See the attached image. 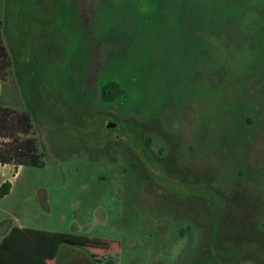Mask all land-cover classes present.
Here are the masks:
<instances>
[{
	"label": "rangeland",
	"instance_id": "1",
	"mask_svg": "<svg viewBox=\"0 0 264 264\" xmlns=\"http://www.w3.org/2000/svg\"><path fill=\"white\" fill-rule=\"evenodd\" d=\"M0 27V144L44 153L0 163V245L27 227L92 239L36 236L52 264H264V0H0Z\"/></svg>",
	"mask_w": 264,
	"mask_h": 264
},
{
	"label": "trees",
	"instance_id": "2",
	"mask_svg": "<svg viewBox=\"0 0 264 264\" xmlns=\"http://www.w3.org/2000/svg\"><path fill=\"white\" fill-rule=\"evenodd\" d=\"M12 65L11 55L8 46L5 43L4 30L0 27V81H3L8 75V69ZM126 92L123 84L118 80H110L101 86V93L105 100H115ZM11 108L0 105V127L8 128ZM31 118L25 114L20 116L19 122L26 124ZM10 123V124H9ZM9 125V126H8ZM19 125V123H18ZM43 152L40 151L35 138L29 137L20 145L11 143L7 147L0 144V159L4 162L32 163L43 165ZM25 157V158H24ZM13 182L5 181L0 185V196H5L12 191ZM52 236L49 238L55 242H79L90 243L92 239L84 234L73 232H50L41 229H30L27 227H16L6 234L0 245V264H52L49 258L50 249L35 237ZM40 237V239L42 238ZM44 240V239H43Z\"/></svg>",
	"mask_w": 264,
	"mask_h": 264
},
{
	"label": "crops",
	"instance_id": "3",
	"mask_svg": "<svg viewBox=\"0 0 264 264\" xmlns=\"http://www.w3.org/2000/svg\"><path fill=\"white\" fill-rule=\"evenodd\" d=\"M3 4V3H2ZM19 40V39H18ZM13 41V40H12ZM18 42L19 41H17L16 40V42L14 41V43H15V46H17L18 47V51L16 52V55H20V53H22V49H23V45L21 44V46H20V43L18 44ZM40 44V43H39ZM39 46V52H47L48 51V49H47V47L46 46H48V45H46L45 47H43L42 46V43L40 44V45H38ZM57 53V55H59L58 57H59V60H60V58H61V51L60 50H58V52H56ZM29 57V59H30V56H28ZM40 59V58H39ZM32 65H33V59L31 58L30 60H28L27 61V63L24 65V66H22V67H32ZM2 83H4L3 81H0V84H2ZM0 163H3L5 166H7V165H11L12 163L11 162H7V163H4L1 159H0ZM11 230H10V228H7L6 230H4L3 232H2V237L4 238V236L6 235V234H8L9 232H10Z\"/></svg>",
	"mask_w": 264,
	"mask_h": 264
},
{
	"label": "flooded vegetation",
	"instance_id": "4",
	"mask_svg": "<svg viewBox=\"0 0 264 264\" xmlns=\"http://www.w3.org/2000/svg\"><path fill=\"white\" fill-rule=\"evenodd\" d=\"M165 151H166V149L165 148H162V152H165ZM175 151L178 152V153H180V148H178V150H175ZM162 158H163V156H162ZM164 163L165 162H162L160 164H162L164 166ZM173 166H174L173 169H171L170 171L167 170L170 174L173 175V177L171 176V177H169V179H173V180H176L178 182L179 181L180 182H187V183H190L191 181L194 182V177L192 176L190 170L187 169V171L185 173L184 172L177 173V170L179 169V165H173ZM177 174L179 175L178 176L179 178L176 176ZM187 200H189V199H187Z\"/></svg>",
	"mask_w": 264,
	"mask_h": 264
},
{
	"label": "water",
	"instance_id": "5",
	"mask_svg": "<svg viewBox=\"0 0 264 264\" xmlns=\"http://www.w3.org/2000/svg\"><path fill=\"white\" fill-rule=\"evenodd\" d=\"M107 125H108V127H115V126L118 125V122L115 121V120H111V121L108 122Z\"/></svg>",
	"mask_w": 264,
	"mask_h": 264
}]
</instances>
